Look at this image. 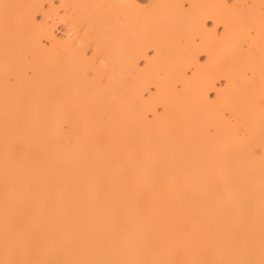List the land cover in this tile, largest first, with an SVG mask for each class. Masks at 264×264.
<instances>
[{"label":"bare ground","instance_id":"obj_1","mask_svg":"<svg viewBox=\"0 0 264 264\" xmlns=\"http://www.w3.org/2000/svg\"><path fill=\"white\" fill-rule=\"evenodd\" d=\"M228 2L237 6L232 10L234 25H238L241 19H250L256 28L252 65L256 71L255 86L241 83L222 93V103L237 122L235 127L214 111L201 110L198 105H207V102L197 99L191 90L177 93L172 88L166 89L162 96L166 108L157 110L162 114L157 113L155 104L138 111L141 102L136 94L137 88L150 94L147 83L142 84V80L166 82L175 79V66L181 60L190 28L187 14L180 8L145 6L186 4L185 8H188L192 4ZM61 3L86 6L62 9L68 17L78 16L80 9L85 13L82 11L78 17L88 14L84 20L95 18L109 22L99 33L107 66L98 63L101 55L97 42L87 29L77 37L73 23L61 18L58 20L65 24L66 38H57L56 23L52 25L58 47L45 50L36 45L33 63L37 74L33 95L24 96L22 82L15 90L6 92V55L9 67H15L22 50L32 45L23 32V26L35 10L9 8L10 24L6 29L5 9L0 5V259L3 258L5 109L7 106L11 117L22 115L30 120L41 102L52 98L62 99L68 104L77 121L74 135H80L86 129L87 142L95 149L101 162L107 161L111 165L112 175L117 181L126 182L144 201L165 211L179 213V225L186 234L212 228L219 207L228 208L234 202L246 203L249 197L255 209L258 229L260 155H264L259 107L260 63L264 56V48L261 47L264 0H60ZM4 4H39L56 21L58 8L53 7V0H4ZM46 5L49 6L47 10ZM196 11L206 12L213 19L217 15L213 8ZM40 16L42 22L44 17ZM78 17V20L82 19ZM118 17L124 23H112ZM213 26L212 20H208L209 29ZM218 32L222 34L223 28ZM43 43L51 46L50 41ZM89 49H92L90 56L87 55ZM130 50H135L134 60L129 59ZM214 56L219 65L215 81L217 87L239 79V73L231 69L233 52L217 48ZM206 59L201 57V62ZM137 64L140 67H136ZM88 68L92 69L91 77L86 75ZM133 72L137 79L130 78ZM17 76L19 80V73ZM151 91L155 92V89ZM210 98L214 99L215 93L210 94ZM210 128L215 129L214 135L210 134ZM237 128L246 130L248 134L244 142L248 148L244 152L237 150L241 144L236 135ZM11 140H22L28 145L25 159L30 160L34 168L47 172L54 181L66 187L77 183L86 186L96 206L103 205V195L93 191L94 170L75 140L42 147L26 134L23 127L12 128ZM43 153L47 155L41 159ZM121 162H127V166L120 167ZM82 210L86 209L82 206ZM235 220L233 218V222Z\"/></svg>","mask_w":264,"mask_h":264},{"label":"snow or ice","instance_id":"obj_2","mask_svg":"<svg viewBox=\"0 0 264 264\" xmlns=\"http://www.w3.org/2000/svg\"><path fill=\"white\" fill-rule=\"evenodd\" d=\"M185 5L145 6L180 8L187 14L190 28L186 33L181 60L175 66V79L166 82L142 80V84L147 83L150 94L137 88L136 94L141 102L137 110L146 109L152 104L156 105V111L161 108L165 110L162 96L168 88L177 93L191 90L197 99L202 98L207 102V105H198L201 110L214 111L235 127L237 122L222 103V93L241 83L255 86L256 71L252 65L256 28L250 19H241L238 25H234L232 10L237 6L229 2L192 4L188 8ZM12 7L35 10L23 26V32L32 45L22 50L15 67H9L7 55L5 60L6 92L15 90L22 82L27 98L33 95V82L37 74L33 63L36 45L45 50H54L58 44L52 29L54 20L39 4H4L6 29L10 24L7 10ZM76 7L86 6L61 3L55 19H69L76 28L77 37L87 29V33L97 42L101 55L98 63H101L105 59L99 33L109 22L95 18L80 21L74 16L68 17L67 12L61 15L60 9ZM207 8L216 10L215 19L206 12L196 11ZM38 15H43L42 22H37ZM208 20H212L214 25L210 29ZM112 23L122 24L124 21L118 17ZM261 26L264 29V17ZM221 27L222 34L218 32ZM44 41H50L51 46H45ZM261 47L264 48V38L261 39ZM217 48H227L234 53L231 69L239 73L238 80H229L224 87H217L215 83L219 71L214 56ZM201 57H206V61L201 62ZM134 58L135 50H130L129 59ZM260 71L261 149L264 152V56L261 57ZM86 75L92 76L91 68L86 70ZM130 78L137 79L136 73H130ZM153 88L155 92L151 91ZM212 93H215L214 99L210 98ZM76 126L77 121L70 107L59 98L43 100L30 120L22 115L11 117L6 106L3 258L0 264H264V155H260L258 229L255 209L249 197L246 203L234 202L231 207H219L212 228L189 235L179 225V213L165 211L144 201L126 182L117 181L112 175L111 165L107 161L101 162L95 149L87 142L86 129L80 135H74ZM13 127H23L26 134L42 147L75 140L94 170L93 191L103 195V205L96 206L86 186L77 183L66 187L54 181L47 172L34 168L32 162L25 159L28 145L22 140L12 142ZM209 131L215 134L214 128ZM236 135L241 140L237 150L244 152L248 148L244 143L248 139L247 131L237 128ZM46 155L43 153L40 158L44 159ZM125 166L127 162H121L120 167ZM82 206L86 210H82ZM233 218H236L234 222Z\"/></svg>","mask_w":264,"mask_h":264},{"label":"rangeland","instance_id":"obj_3","mask_svg":"<svg viewBox=\"0 0 264 264\" xmlns=\"http://www.w3.org/2000/svg\"><path fill=\"white\" fill-rule=\"evenodd\" d=\"M230 2H232L233 0H229ZM53 4L55 5V8H59V6H60V0H53ZM0 5H4V0H0ZM49 8V6L48 5H46V10ZM82 10V9H81ZM1 11V10H0ZM60 11H61V15H63L64 13H63V10L62 9H60ZM83 11V10H82ZM82 11L80 12V9H79V15L80 14H83L82 13ZM84 12V11H83ZM0 13H2V12H0ZM78 13V12H77ZM76 13V14H77ZM85 13V12H84ZM78 15V14H77ZM78 15V16H79ZM74 17L76 16V15H73ZM78 16H76V17H78ZM85 16H86V18H88L87 16H88V14L86 15L85 14ZM85 16L83 17V16H81V18L80 17H78V18H80L82 21H84V19H85ZM41 19H42V17L40 16V15H38L37 16V20L40 22L41 21ZM80 20V21H81ZM53 23H56V27H55V34H56V36H57V38H59V39H64V38H66L67 37V34H66V30H65V24H63V22H59V20L58 19H56V21L55 22H53ZM210 24V23H209ZM55 25V24H54ZM210 25H212V23L210 24ZM91 52H92V49H89V51H88V53H87V55L88 56H90L91 55ZM142 64V66H143V63H141ZM214 95H212V97H213Z\"/></svg>","mask_w":264,"mask_h":264},{"label":"clouds","instance_id":"obj_4","mask_svg":"<svg viewBox=\"0 0 264 264\" xmlns=\"http://www.w3.org/2000/svg\"><path fill=\"white\" fill-rule=\"evenodd\" d=\"M101 64L106 67V62L105 61H101Z\"/></svg>","mask_w":264,"mask_h":264}]
</instances>
